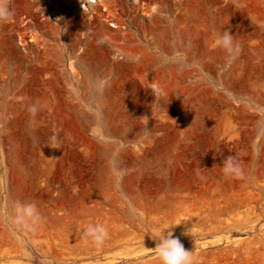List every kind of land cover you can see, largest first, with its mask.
<instances>
[{"label": "rangeland", "instance_id": "rangeland-1", "mask_svg": "<svg viewBox=\"0 0 264 264\" xmlns=\"http://www.w3.org/2000/svg\"><path fill=\"white\" fill-rule=\"evenodd\" d=\"M77 1L0 0V264H264V0Z\"/></svg>", "mask_w": 264, "mask_h": 264}, {"label": "clouds", "instance_id": "clouds-1", "mask_svg": "<svg viewBox=\"0 0 264 264\" xmlns=\"http://www.w3.org/2000/svg\"><path fill=\"white\" fill-rule=\"evenodd\" d=\"M9 15V13L0 10V19H6ZM214 44L230 55L238 54L240 51L239 43L227 30L216 31ZM218 167H220L225 178H244L245 173L241 161L234 154L224 157ZM12 221L17 227L35 231L41 224L42 217L35 203L16 202L13 205ZM177 225H169L160 229L154 237V250L161 264H193L192 251L185 249L179 237L170 230ZM183 234L188 235L187 230ZM81 236L85 242L91 240L99 246L105 241L108 231L103 224L89 223L82 229Z\"/></svg>", "mask_w": 264, "mask_h": 264}, {"label": "bare ground", "instance_id": "bare-ground-1", "mask_svg": "<svg viewBox=\"0 0 264 264\" xmlns=\"http://www.w3.org/2000/svg\"><path fill=\"white\" fill-rule=\"evenodd\" d=\"M97 0H78L76 6L79 10H88L91 6V9L94 4H96ZM94 9V8H93ZM102 19H106V17H102ZM113 25L117 26L116 23L113 22Z\"/></svg>", "mask_w": 264, "mask_h": 264}]
</instances>
